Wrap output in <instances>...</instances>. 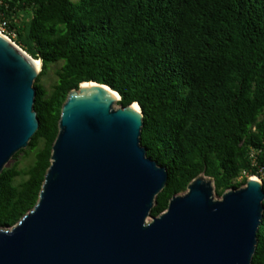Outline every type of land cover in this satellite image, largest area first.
<instances>
[{
    "label": "trees",
    "instance_id": "16d2710c",
    "mask_svg": "<svg viewBox=\"0 0 264 264\" xmlns=\"http://www.w3.org/2000/svg\"><path fill=\"white\" fill-rule=\"evenodd\" d=\"M0 26L43 61L35 158L19 169L21 149L0 174V227L37 204L63 104L88 81L142 108V145L168 170L153 216L201 174L219 197L251 176L264 184V0H0ZM252 264H264V217Z\"/></svg>",
    "mask_w": 264,
    "mask_h": 264
},
{
    "label": "water",
    "instance_id": "95a60500",
    "mask_svg": "<svg viewBox=\"0 0 264 264\" xmlns=\"http://www.w3.org/2000/svg\"><path fill=\"white\" fill-rule=\"evenodd\" d=\"M35 60L0 31V174L40 126ZM83 83L63 104L37 204L0 227V264H252L263 181L251 176L219 197L201 174L153 216L168 170L142 145L140 104Z\"/></svg>",
    "mask_w": 264,
    "mask_h": 264
},
{
    "label": "rangeland",
    "instance_id": "374dc122",
    "mask_svg": "<svg viewBox=\"0 0 264 264\" xmlns=\"http://www.w3.org/2000/svg\"><path fill=\"white\" fill-rule=\"evenodd\" d=\"M0 31L2 33H4L5 35H7L9 38H11L13 41L14 37H12L10 34L7 33L6 29H2V27H0ZM16 42V41H15ZM17 43V42H16ZM39 61V59H36ZM62 62H56V63H52L49 67V69L47 70V73L45 75L42 76V83L45 85V87L50 90L52 85L56 82L57 80V71L59 70L60 66H61ZM29 146L25 149H27L26 152L21 153V155L17 158V165L19 169H26L30 164H32L35 155H34V151L29 150L28 149ZM14 159L10 160V162L7 164V166H11L14 163ZM264 176V173L262 174ZM261 180L262 178L259 177ZM22 179V176H19L17 178V181H20ZM214 184V182H213ZM217 199H220L218 197H216ZM152 217H148V221H151Z\"/></svg>",
    "mask_w": 264,
    "mask_h": 264
},
{
    "label": "bare ground",
    "instance_id": "6f19581e",
    "mask_svg": "<svg viewBox=\"0 0 264 264\" xmlns=\"http://www.w3.org/2000/svg\"><path fill=\"white\" fill-rule=\"evenodd\" d=\"M35 62H36V64L38 65V67L41 66V62H40V61L35 60ZM83 85H90V83H87V84L83 83ZM136 107H137V105H136ZM252 177H253V178H258L257 176H252Z\"/></svg>",
    "mask_w": 264,
    "mask_h": 264
},
{
    "label": "built area",
    "instance_id": "2783aa9c",
    "mask_svg": "<svg viewBox=\"0 0 264 264\" xmlns=\"http://www.w3.org/2000/svg\"><path fill=\"white\" fill-rule=\"evenodd\" d=\"M0 27H2L3 30L5 29L3 26H0Z\"/></svg>",
    "mask_w": 264,
    "mask_h": 264
}]
</instances>
